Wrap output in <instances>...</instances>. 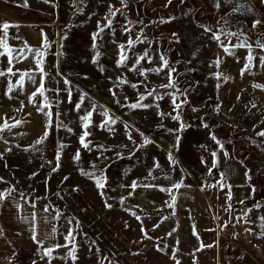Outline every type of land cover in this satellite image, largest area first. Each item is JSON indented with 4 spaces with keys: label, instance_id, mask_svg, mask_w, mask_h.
<instances>
[{
    "label": "rangeland",
    "instance_id": "rangeland-1",
    "mask_svg": "<svg viewBox=\"0 0 264 264\" xmlns=\"http://www.w3.org/2000/svg\"><path fill=\"white\" fill-rule=\"evenodd\" d=\"M207 1L168 0L159 5L153 0H128L123 7L120 0H0L8 8L3 9L7 15L12 11L13 17L42 23L44 45L45 38L47 42V47L43 45L45 87L52 89L46 92L51 100V127L35 159L18 157L29 153L19 141L24 142L30 123L24 108L18 111L20 103L0 100L12 104L8 124L16 120L24 126L16 138L20 147L0 151V191L13 189L7 201H20L24 218L18 238L3 245L5 257L0 264H49L44 250L64 245L69 230L76 238L77 259L73 262L69 256V244L52 253L51 264H264V136L258 135L264 131V65L260 62L264 49L257 47V41L264 44V23L252 27L254 21H264V2L212 0L208 5ZM110 4L122 11L110 17L112 27L93 41L98 22L107 24ZM217 35L220 41L214 39ZM130 39L134 43L129 48ZM244 41L251 45L254 59L242 75L249 49L234 45ZM120 45H125L128 59L118 67ZM225 46L232 55L224 51ZM145 51L148 58L140 61L139 68L161 67V55L168 68L159 74L129 71ZM0 68L6 69L2 61ZM170 68L175 69L172 78L179 92L160 87L169 83ZM121 79L128 83H119ZM151 89L155 92L148 96ZM141 95L147 97L142 103L149 106L129 107L140 102ZM81 97L77 111L75 104ZM173 97L181 105L178 110ZM93 104L97 107L87 129L89 150L80 144L84 131L80 116ZM103 110L115 120L111 130L97 127L107 119L101 115ZM177 114L180 119H173ZM11 128L0 132L1 141H13L16 133ZM45 130L40 125L31 135L37 141ZM145 137L151 143L144 145ZM77 152L79 160L74 159ZM101 177L104 187L98 188L96 179ZM133 181L138 184L135 190ZM175 183H181L180 188L199 185L210 192L216 217L214 242L200 236L181 245L170 227L158 237L152 234L155 224L128 211L133 192L168 189ZM32 210L39 215L37 239L43 241V248L32 239L35 233L27 224ZM16 214L9 211V221ZM163 224L166 227L170 221Z\"/></svg>",
    "mask_w": 264,
    "mask_h": 264
},
{
    "label": "crops",
    "instance_id": "crops-1",
    "mask_svg": "<svg viewBox=\"0 0 264 264\" xmlns=\"http://www.w3.org/2000/svg\"><path fill=\"white\" fill-rule=\"evenodd\" d=\"M156 4H165L168 0H153ZM207 4L212 5L213 1H207ZM3 9L7 10L6 5L0 4V24L7 22L11 25L8 29V44L13 49H23L24 55L27 56L20 58V62H16L13 60V72H16L17 75H5L0 76V100L9 99L5 93L7 92V86L9 81L13 84H16L20 78V73L23 72H32L35 76V83H32L28 80L27 77L24 78V87L20 89L17 87L11 95L13 98L10 99L11 102H15L21 104L23 101V106L25 114L28 115V119H30V123L26 125L25 130L28 131L24 138V142L21 141V144L27 146L29 153L24 156H18L19 158L35 159L39 157L38 145L36 144V138L32 137L31 131H34L35 128L45 126L43 123L47 119L40 121L41 119H37L36 116H45L43 113L37 111L38 106H42V97H37L35 101L29 102V98L33 92L36 91L39 82H40V74L36 68L34 55L28 52V48L37 49L41 48L43 50V27L42 23L38 21L31 20H23L18 17H13L12 11H10L7 15V12H4ZM2 10V11H1ZM27 12V11H26ZM31 12V11H30ZM4 13V14H3ZM12 14V15H11ZM3 36V29L0 28V37ZM27 45V47H25ZM0 51H4L3 48H0ZM13 55H19L18 52H14ZM4 61H3V60ZM43 59V57H42ZM0 61H2L6 69L9 67L7 63V55L0 57ZM4 69V71H6ZM1 70V68H0ZM19 70V71H17ZM12 104L0 103V125H3L5 120H8L13 112V108H11ZM48 109H45L47 112ZM16 120H14L11 131L15 132L16 135L12 142L5 143L0 140V151L6 149L7 147L18 149V142L16 138L20 136V133L23 131L22 124H15ZM39 121L41 124H39ZM5 131V130H4ZM35 138V140L33 139ZM22 146V145H21ZM172 196H175V205L174 207H169L168 204L172 201ZM20 201L12 199L11 201H7L5 198L3 201H0V228L3 229V233L0 234V259H3L5 256L3 255V245L14 242L18 237L16 233L22 232V223H23V214L21 209ZM128 211L130 213H137L140 219H143V222L153 223L155 224L156 230L153 231V235L164 236L168 231L167 227L174 229V233L178 236V242L181 245H187L193 243L192 238H195L197 241L200 236H206L209 238L210 242H214L215 240V229H216V217L215 210L211 205L210 200V192L206 190L205 187L201 186H191V187H182L177 189H172V195H169L167 191H161L156 188H142L137 192L132 193V197L129 199L128 197ZM20 207V209H19ZM9 211H16V216L13 218L14 220H10L7 218V214ZM18 211V212H17ZM31 217L27 220V224L31 226L33 230L32 233H35L36 237L39 236V215L38 213L31 211ZM33 214H35V218L33 219ZM168 214V215H167ZM167 218V219H165ZM170 221V225L164 227L163 221ZM154 221V222H153ZM195 227L196 235L193 234ZM180 229V232H179ZM178 230V231H177ZM213 239V240H212ZM7 253V252H6Z\"/></svg>",
    "mask_w": 264,
    "mask_h": 264
},
{
    "label": "snow or ice",
    "instance_id": "snow-or-ice-1",
    "mask_svg": "<svg viewBox=\"0 0 264 264\" xmlns=\"http://www.w3.org/2000/svg\"><path fill=\"white\" fill-rule=\"evenodd\" d=\"M45 2L47 3L48 0H45ZM262 2H264V0H262ZM127 3H128V0H120V4L123 6V7H127ZM169 3H171V0H169ZM25 6H27L26 2H25ZM220 5L219 3H217V8H219ZM114 6L113 5H109V16L108 17H105V19L107 20V24L104 25V26H101L98 22L97 24V27L99 29V31H97L96 33L93 34V41H95L99 36H100V33L101 32H104L105 31V28H111L112 27V19L110 17H115L116 13L117 12H121L122 9L121 8H115L114 10ZM261 23H264V21H261V20H256L254 21L252 27L255 28L257 27L259 24ZM11 27V25L7 22H4L2 24H0V28L3 29V36L0 37V48H3L4 51H0V57L2 56H5L7 55V63L9 65V67L6 69V71H0V76H5V75H11V76H15L17 75L16 72H13V67H14V64H13V60H15L16 62H20V58L21 57H24L25 59L27 58V56L24 55V50L23 49H13L12 47L9 46L7 40H8V29ZM205 31H211V29H205ZM175 35V34H174ZM227 35H231V36H235L237 35V33H227ZM139 39V38H137ZM214 39H216L217 41H220V36H214ZM143 41H141L142 43ZM133 41L130 39L128 41V47L130 48L132 45H133ZM221 44L223 46V42L221 41ZM25 47H27V45H25ZM44 47H47V42H46V38H45V45ZM94 47H95V44H94ZM234 47H248L249 49V55L247 57V60H248V63L245 64L244 66V69L242 71V75H243V72L244 71H249L252 67V60L254 59V57L252 56L251 54V45H248L246 41L240 43V44H237V45H234ZM257 47L258 48H261V49H264V44L260 43L259 41H257ZM120 50H121V55H120V59L117 61V66L118 67H121V66H124L125 62L127 61L128 59V56L125 54V45H120ZM224 51L226 53H228L229 55H232L233 53L229 50L228 47H224ZM14 52H18L19 55H13ZM28 52L32 53L34 55V57H36L35 59V64H36V68L40 74V82H39V85L36 89L35 92H33L29 98V102H33L36 100L37 97H42L43 100H42V106H38L37 107V111L38 112H41L43 113L45 116H47L49 119H48V122L46 123L45 125V132L44 134L36 141V144L39 145L41 143H43L47 137H48V131L47 129L49 127H51V111H47L45 112V109H50L51 108V100L50 98L46 95V92L47 91H52V89H48L45 87V70L43 68V59L42 57L44 56V51L41 49V48H37V49H32V48H28ZM146 58H148V52L145 51L143 53V55L139 56L138 59L136 60L135 64L136 66L132 67V68H129V71H138L140 75H145L147 71H152V72H156L157 74H159V72L163 71L164 68H168V60L165 59V57L163 55H161L160 57V60L162 61V66L159 67V68H153V69H141L139 68V64H140V61L142 60H145ZM151 62V60L149 59V63ZM260 62L262 65H264V56H261L260 57ZM216 65L219 66V63L220 61L217 60L216 62ZM19 71V70H17ZM175 71L174 68H170L169 69V74H168V80H169V83L165 84V85H161L160 87L162 88H167V89H173V88H176V82L175 80H173L172 78V73ZM27 77L29 81H31L32 83H35V76L33 75L32 72H23V73H20V78L19 80L17 81L16 84H13L11 81H9L8 83V86H7V92L5 93V95L8 96L9 99H12L13 97L11 95H9L10 93H12L17 87H19L20 89H23L24 87V78ZM217 78L219 79L220 78V75H217ZM225 80L228 79V77H224ZM64 83L67 85L69 84V81L65 80ZM119 83L121 84H124V83H128V81H125L123 79H121L119 81ZM133 88H136L137 85L136 84H132L131 85ZM256 87H259V85H255ZM176 90L179 92V89L176 88ZM57 93L59 92V89H56L55 90ZM69 91V96H71V91ZM155 92V89H151L148 91L147 95L148 96H152L153 93ZM182 94V93H181ZM113 95H115V93H113ZM147 97L144 96V95H141L139 97V101L138 103H134V104H131L129 105V107L131 108H142V107H148L149 105H145L142 103V101L144 99H146ZM159 98H162V97H159ZM176 100H177V97H173L172 98V102L174 104V110H178L181 105L176 103ZM83 103V97H81V100L79 102H77L75 104V109L77 111H80L81 109V105ZM21 105L23 106V101H21ZM96 105L93 104L92 105V109L90 111H86L84 115L80 116V120L82 121V127L84 128V131L82 133V135L80 136V144L82 145V147H84L85 149H89L90 150V144H91V141H87L86 142V139L87 137H89L91 135V133L89 131H87V129L91 126L92 124V121H91V117H92V114L93 112L96 110ZM102 107V106H101ZM22 110V107L21 109H18V111ZM101 115L107 117V119H105L101 124L97 125V127H100L102 129H107V130H111V125L115 123V120L112 119L111 117H109V114H108V111L107 110H103L101 112ZM161 115H164L163 113H161ZM173 119H176V120H179L180 117H179V114H177L176 116L172 117ZM21 122L20 121H16V124H20ZM62 126V125H61ZM12 127V125H9L8 124V121L5 120L4 121V124L3 125H0V132L8 129L10 130V128ZM127 127V126H126ZM205 127H207V125H205ZM181 128H184V125L181 124ZM69 131H71V129H69ZM141 135H143V133H141ZM258 135L260 136H264V131L258 133ZM129 139H132L131 135L129 134ZM213 140H216V137L213 136L212 137ZM218 144L220 143V141H216ZM5 143H7V141H5ZM133 143H135V141H133ZM151 143V141L145 137L144 138V141H143V144L146 145V144H149ZM143 145H141L142 147ZM64 146L61 145V148H63ZM100 148L103 149V146H99ZM223 146L221 145V148ZM11 149H9L10 151ZM107 150V149H105ZM216 154L213 153V156H215ZM225 155H227V153H225ZM80 158V155H79V152L76 153L74 159L76 160H79ZM57 159V162L59 161L60 157L59 155H57L56 157ZM169 161L171 164H175L176 161L175 159L172 157V154L171 152H169ZM215 165V161L213 162V166ZM93 167H96L95 165H93ZM155 167L156 168H159L160 165L159 163H156L155 164ZM55 170V169H54ZM85 175H88L90 178H93L95 176V173H84ZM152 175V172L150 171L149 172V176ZM155 178V177H154ZM96 185L98 188H103L104 187V181H103V177H101L100 179H96ZM145 187H157L156 185H144ZM138 187V184L136 181H133L132 184H131V188L133 190H135L136 188ZM181 187V183H175L173 184L172 188H175V189H179ZM172 188H168V189H165V188H160L161 191H167L169 193V195H172ZM254 190V189H253ZM13 191V189H9L7 192H4V191H0V201H3L7 196L11 195V192ZM228 198L231 199V192L229 191V194H228ZM123 202V201H122ZM175 205V196H172V201L171 203L168 204L169 207H174ZM33 207H35V204H33ZM108 207H111L110 205H108ZM45 211H47V208L44 209ZM133 215H135V213H133ZM35 218V214H33V219ZM137 219H139V217H137ZM167 219V218H165ZM262 220H264V217H261ZM69 223H71V221H69ZM227 225H225L226 227ZM53 232H55V228H53L52 230ZM33 232H35V229H33ZM3 233V229L0 228V234ZM194 235H196V232H195V227H194V232H193ZM197 238L199 239V237L197 236ZM32 239L41 247L43 248L44 245H43V241L42 240H38L36 235L34 234ZM75 236L73 235V232L72 230H69L67 235L65 236V241L66 243L64 245H60V244H57L55 245L54 247H50V248H47L44 250V255H46L48 258H49V264H51V260L53 259V256H52V253L60 248V247H65L67 248L69 246V244H71V249L69 251V256L71 257V259L73 260V262L77 259V256H76V251H77V248H76V244H75ZM203 247V245H202ZM210 247V245H209ZM159 250V249H158ZM33 264H35V262H33ZM177 264H179V261H177Z\"/></svg>",
    "mask_w": 264,
    "mask_h": 264
}]
</instances>
